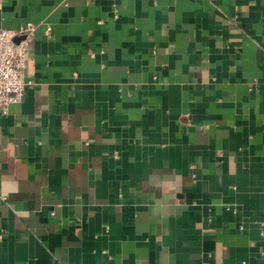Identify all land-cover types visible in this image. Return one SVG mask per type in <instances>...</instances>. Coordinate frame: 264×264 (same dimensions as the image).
<instances>
[{"label": "crops", "instance_id": "1", "mask_svg": "<svg viewBox=\"0 0 264 264\" xmlns=\"http://www.w3.org/2000/svg\"><path fill=\"white\" fill-rule=\"evenodd\" d=\"M25 23L0 264H264V0H0Z\"/></svg>", "mask_w": 264, "mask_h": 264}, {"label": "built area", "instance_id": "2", "mask_svg": "<svg viewBox=\"0 0 264 264\" xmlns=\"http://www.w3.org/2000/svg\"><path fill=\"white\" fill-rule=\"evenodd\" d=\"M25 23L18 29H0V116L6 115L10 105L21 102L25 82V55L34 32ZM49 28L44 30L48 34Z\"/></svg>", "mask_w": 264, "mask_h": 264}]
</instances>
